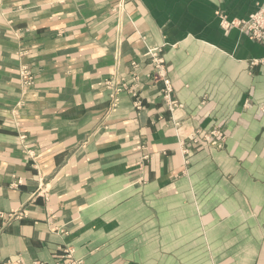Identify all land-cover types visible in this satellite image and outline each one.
Masks as SVG:
<instances>
[{
  "label": "crops",
  "instance_id": "crops-1",
  "mask_svg": "<svg viewBox=\"0 0 264 264\" xmlns=\"http://www.w3.org/2000/svg\"><path fill=\"white\" fill-rule=\"evenodd\" d=\"M259 8L0 0V264H264Z\"/></svg>",
  "mask_w": 264,
  "mask_h": 264
},
{
  "label": "rangeland",
  "instance_id": "rangeland-1",
  "mask_svg": "<svg viewBox=\"0 0 264 264\" xmlns=\"http://www.w3.org/2000/svg\"><path fill=\"white\" fill-rule=\"evenodd\" d=\"M260 10H264V8H259L256 11H260ZM256 11H254V12H256ZM254 12H252V13H254ZM252 13H250V14H252ZM218 15H219V23H220L222 28H224V29L237 28L239 31H241L242 33L246 34L251 40L258 41V42H262V41L264 42V40H256V39L252 38L250 36V34L248 33V31L245 30L243 26L240 27V26L232 25V26H228V27H223V25H222V17H224L226 20H234V19L235 20L236 19H240L241 20V19L247 18L249 15L247 17H245V18H232V19H229L224 14H220L219 13ZM147 55H149V57H152V60L156 63V67H159V68L161 67L162 60L160 58H156V54H155L154 51L153 52L149 51L147 53ZM17 70H18V73H16V74L18 75V77L21 80V82L24 85H30L32 83V78H33L32 77V73H31V68L29 66H27L26 64H23ZM164 83H165V95L168 96V94L171 92L169 80L165 79ZM105 84L107 85V87H109V82H106ZM113 90L114 91L110 94V98L112 100L116 101V99H117L116 98V93H117V91H120L121 88L116 86ZM132 93H133V95H135V93L133 91H132ZM170 104L175 106V102L174 101H170ZM260 110L264 113V106L263 105L260 107ZM213 131H215V130H213ZM213 131L212 132L210 131L209 133L201 131V132H198V133L200 135L202 134L203 138L207 136L205 138L206 140H212L211 138H215L216 136L218 137L219 133H220V136L222 135V133L219 132V131H215V132H213ZM213 142H214V139H213ZM78 263H79V261H78ZM78 263L76 261H71V264H78Z\"/></svg>",
  "mask_w": 264,
  "mask_h": 264
},
{
  "label": "built area",
  "instance_id": "built-area-1",
  "mask_svg": "<svg viewBox=\"0 0 264 264\" xmlns=\"http://www.w3.org/2000/svg\"><path fill=\"white\" fill-rule=\"evenodd\" d=\"M236 20H226L224 17H222V25L223 27H228L232 25L240 27L243 26L252 38L256 40H264V10L256 11L250 14L245 19Z\"/></svg>",
  "mask_w": 264,
  "mask_h": 264
}]
</instances>
